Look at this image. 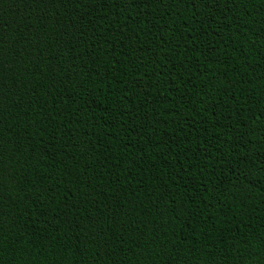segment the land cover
I'll return each instance as SVG.
<instances>
[{"label": "trees", "instance_id": "16d2710c", "mask_svg": "<svg viewBox=\"0 0 264 264\" xmlns=\"http://www.w3.org/2000/svg\"><path fill=\"white\" fill-rule=\"evenodd\" d=\"M0 264H264V0H0Z\"/></svg>", "mask_w": 264, "mask_h": 264}]
</instances>
